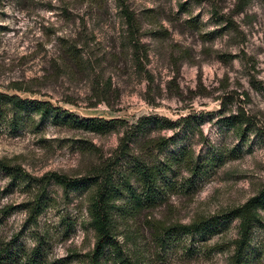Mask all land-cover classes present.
I'll return each mask as SVG.
<instances>
[{
    "label": "rangeland",
    "instance_id": "rangeland-1",
    "mask_svg": "<svg viewBox=\"0 0 264 264\" xmlns=\"http://www.w3.org/2000/svg\"><path fill=\"white\" fill-rule=\"evenodd\" d=\"M0 93L56 108L17 131L0 126V160L19 170L0 172V248L23 259L37 247L40 264H85L93 189L81 180L123 128L81 123L151 117L144 134L170 139L153 159L183 150L199 166L171 167L176 191L127 221L122 250L133 248L140 264L230 263L238 221L225 217L264 191V0H0ZM38 196L46 206L33 217L26 208ZM257 212L243 264H264V207ZM210 216L221 226L205 240L153 238L158 223Z\"/></svg>",
    "mask_w": 264,
    "mask_h": 264
},
{
    "label": "trees",
    "instance_id": "trees-1",
    "mask_svg": "<svg viewBox=\"0 0 264 264\" xmlns=\"http://www.w3.org/2000/svg\"><path fill=\"white\" fill-rule=\"evenodd\" d=\"M123 18L128 30H136L131 15L123 13ZM131 45H133L132 41ZM63 50L69 57V62L79 63L80 56L74 53V45L64 46ZM54 110L56 108L53 109L47 102L22 100L15 95L0 93V126L5 125L11 131H17L21 127V122L30 119L32 114L42 117ZM237 118L239 123L244 121L243 115ZM149 122L151 117L137 118L135 122L128 125L124 121L105 122L97 118L81 123L101 132L105 131L109 125H118L123 128L112 154L81 180L85 188L93 189L89 196L87 214L94 233V244L85 264H140L133 248L132 255L122 250V244L129 238L124 233L127 221L136 217L142 210L154 207L168 193L176 191L177 187L167 177L172 166L181 164L190 172L199 166L194 164L191 157L186 156L183 150H178L170 159L154 160L152 152L166 149L170 139L151 138L144 134V129ZM135 146L140 148L139 153H134ZM144 157L150 161L148 162ZM18 171L17 167H10L0 160V172L6 176L16 178ZM47 176L64 189L75 186L70 185L61 175L49 173ZM45 206V201L38 196L27 204L26 209L33 217H37ZM263 207L264 191H261L257 196L249 198L239 207L230 210L225 217L227 220L238 221L237 238L233 241L234 249L229 264H243L242 253L248 245L249 232L257 222L258 209ZM218 221L220 219L217 216H210L197 218L188 224L175 223L164 226L158 223L152 229L153 238L160 243V246L165 243L174 244L183 236L192 241V244L198 241V238L205 240L216 234L221 226ZM119 237L122 239L120 240ZM38 259L37 247H34L28 256H23V259L19 251L9 245L0 248V264H40Z\"/></svg>",
    "mask_w": 264,
    "mask_h": 264
}]
</instances>
